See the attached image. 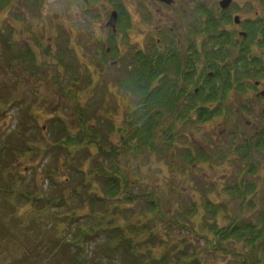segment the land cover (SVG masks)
<instances>
[{"label":"rangeland","instance_id":"374dc122","mask_svg":"<svg viewBox=\"0 0 264 264\" xmlns=\"http://www.w3.org/2000/svg\"><path fill=\"white\" fill-rule=\"evenodd\" d=\"M5 10L2 9L0 12L4 13ZM60 10V3L50 1L46 16L50 18L57 17ZM168 11L170 16L162 17V19H170L168 28L178 26L179 35L177 36V41L184 45L187 40L184 32L189 27L185 25V22L181 21L179 17L181 14L178 11V21L173 26L172 24L175 23L177 16L170 10ZM14 12L12 10V13ZM9 18L11 19V15L7 13V18L4 17L1 22L0 38L2 41H12V39L8 38L10 35L9 24H11L13 26L12 30L16 34V40L24 45L39 41L43 42V46L47 48L49 46L58 47L61 43L63 31L59 32L58 28L54 30V27L46 28L47 22H42L41 19L37 20V17H34L36 19L33 21H31V18L29 21L18 19L20 27L17 23L11 22ZM5 20H8V23ZM61 22L63 23L62 20ZM25 23L31 24V27H33V29L31 28L32 31H28V27L24 28L25 26L23 25ZM65 24L67 29L71 26L66 20ZM153 24L155 27L151 29L148 27L133 28V32L138 36L137 42L139 45L148 46L149 32L153 30L156 33L159 30L158 27L160 25H158L159 23L156 20H154ZM143 35L145 36L142 39ZM133 38L136 37L133 36ZM29 50L32 54L17 53V51H10L3 42H0V146L24 150L21 153L18 151L16 158L11 157L5 150L0 152V264H76L73 260L75 253L72 250L71 254L67 252L69 250L68 246L63 248V250L60 249L58 243L52 239L53 235L48 230V227L50 225L57 228L60 227L58 230H62L63 235L57 238L61 240L65 236L74 238L78 225L84 223L85 220L93 222V219L91 216L84 218L77 216L76 219H73V214H70L71 211L76 210L86 213L85 207L91 210L92 208L102 209L107 204L103 200L93 199L94 196L91 194L93 191L92 181L86 180L88 178L87 173L93 172L91 170L90 157L95 153V148L89 145L91 144L90 141L85 147H76L77 154H83L87 159L85 167L90 162V168L87 171H84L79 164L73 161L68 160L70 163L68 164V161L64 160L67 158L68 147L65 148L60 143L58 146L54 145L51 147L45 158L31 151H26L24 145H20L19 136H24L23 133L18 131V128L21 126L24 110L36 101L35 96L28 97L27 94L30 95L33 92L36 95L39 93L38 97H40L42 92H45L46 97L47 92L55 91L57 94L60 93L59 95H64V99L59 98L58 95L55 98H43L37 105L28 109L30 115L35 113L37 116L35 119L30 118V128L26 133L25 139L29 141L34 137L45 136L53 144L54 137L51 131L55 132V130L50 126L51 121L55 123L58 120L68 122L70 119L75 118L73 123L77 125L81 117L85 119L86 124L89 128H93L97 135L101 136L102 132L110 140L118 143L120 138L117 134L116 136L110 134L112 133L110 121L114 120L116 126L122 127L124 119L132 109L130 107L135 104V96L138 95L133 93L131 89L125 90L118 85L120 81L129 75L128 71L130 69H115L114 67L101 69L99 74L95 73V78H99L98 83L93 84L94 86L89 84L90 79L87 77V71H85V74H81L80 71L84 69L86 61H81L78 57H96V51L88 53L78 49L77 57H75L76 54L70 53L71 51H59V56L63 58L66 67L63 72L61 69L64 64L58 57L51 54H48V56L44 53V50L39 53L34 47H29ZM172 53L174 56L178 54L176 51ZM26 61L33 62L32 65L38 67L40 71L46 66H41L38 62L41 61L42 64L48 62L47 69L49 72H45L41 76L48 77L49 86L45 87L42 82H40V87L30 86L31 78L28 76L29 72L27 73L22 68L29 66L25 64ZM199 61V59H196L190 70ZM199 66H201V63H199ZM78 67L77 74H81L84 79L76 85L73 79L77 75L75 70ZM204 67V80L203 82H198V84L203 86L205 92L204 87H208L206 76L210 72L224 74L226 67L218 69ZM13 69L15 70L13 71ZM185 73L187 71H183L181 76L183 77ZM170 75H172L170 72H163L157 76V79L163 82L165 77ZM16 77L20 79L15 81L14 78ZM41 80L38 73L34 81L39 82ZM27 85L30 87L27 88ZM62 86H66L67 91ZM79 87H84L88 90L78 93ZM109 87L113 89L114 93H111L113 96L109 95ZM68 89L71 91L70 97H68ZM89 90L92 92L91 96L87 94ZM94 93L101 94V99L103 100L97 99V95L94 97ZM2 95L7 97V100L1 101ZM26 97L28 98L25 103L24 99ZM136 99L138 100V98ZM11 100L20 102L14 105ZM74 100L79 101V105L86 111V115L80 110L75 117H73L74 114L67 112L66 108H69ZM118 100H122L127 104V108L124 109L118 106L116 104ZM236 104H240V101H237ZM243 104H247L248 108L251 109L248 101L243 100ZM43 105L45 109H41ZM235 105H231V110L229 109V114H227L229 116L228 119L224 121L226 116L223 117L222 113L220 117L209 123H201L199 118L195 117L193 111L187 118L179 116L182 113V108L176 112L166 113L162 124L164 129L161 134L163 136L162 141L167 136V131H169L173 135L170 136L168 143L173 142L175 146L169 148V144H162L159 137V151L146 153L142 150V148H146L145 145L141 147L133 145V149L120 155L118 163L123 170L119 169L118 175L123 184L127 185L130 183L129 195L127 191H123L114 195L113 200H108L121 208V211L118 212L122 214L126 221L131 219L132 222L137 223L140 227L153 226V221L158 222L156 216L154 219L147 217L148 207L142 191H155L159 197H163V189L168 193L173 191L174 195L175 192H179V197L175 199L179 202L181 208H187L188 206L190 210L194 201L200 206L206 205L207 202L217 206L222 205L226 209L225 213L220 212L221 215L218 216L213 215L209 210L203 211L204 225L198 223L196 233L185 235L187 239L195 242V246L201 249L204 264H241L240 256L244 257V255H237V253L244 252V246L239 244H237L238 246L236 244L233 246L225 244L223 252L226 254L215 253L205 247L204 240L201 237L211 239V234L208 230L210 223L217 222L218 225H224L230 219L254 220L256 222L257 217L264 214V149L259 150L255 147L256 140L249 138L254 130L246 126V121H249L254 127H264V117L257 115L254 110L252 112L247 111L243 115L241 113L237 114ZM208 112L209 110L205 111L203 119H206ZM50 114L52 117L48 120L51 116ZM78 123L83 124V121ZM225 125L227 127L224 128ZM43 127L44 129L46 128V131H43ZM169 127L171 128L168 129ZM191 127L195 141L194 145L189 144L187 140ZM238 127H241V129L232 131ZM205 130L208 132L216 131L211 133L214 137L217 134L229 135L232 131V133L236 134L235 138L239 144L231 145L224 140L216 144V139L214 141L206 137ZM244 137L246 138L244 139ZM190 145L194 148L192 153L195 156L198 153H202L205 159L195 161L194 165L187 164L185 156L188 151H186L185 147H190ZM112 162L113 160L107 158L103 161L107 165L112 164ZM200 163H203V165L201 166ZM198 164L200 165L196 167ZM28 168L30 169L28 170ZM83 175L84 179L82 178ZM173 177L179 178L178 184L173 183L171 185ZM91 178L94 182L98 180L95 175ZM126 179H128V182H125ZM134 181L137 183L134 184ZM235 187L237 188L236 192ZM95 188L101 190L102 186L95 184ZM190 192H192V198L187 196ZM129 196L137 198V202L132 203L133 205L126 209ZM57 198H64L66 203L70 205L68 209L71 211L62 213L61 211L64 208L52 207V200ZM172 202L174 201L170 200L169 205ZM162 210L167 212L165 207ZM44 211H50L49 215L45 214ZM168 212L170 213V211ZM66 215L71 216L67 220L68 225L65 222ZM72 222L77 224L72 225ZM134 226V224H129V227H132L131 230L136 229ZM155 229H163L167 239L173 238L174 230H168L165 221L160 220ZM136 230L133 232H136ZM92 238L96 241L92 240L84 243L88 253L81 257L82 264H121L118 255L113 263L108 258L99 259L97 257V263H93L91 255L98 256L96 251L99 250V236L96 235ZM77 253L79 254V250ZM262 256L261 253L257 254V258L261 260L259 264H263Z\"/></svg>","mask_w":264,"mask_h":264},{"label":"trees","instance_id":"16d2710c","mask_svg":"<svg viewBox=\"0 0 264 264\" xmlns=\"http://www.w3.org/2000/svg\"><path fill=\"white\" fill-rule=\"evenodd\" d=\"M262 36H264V32H262ZM161 58H164V56ZM154 62L155 61L152 60L149 55H146L145 64L139 65L136 69L132 68L129 72L127 78L129 87L130 89L134 88L139 93L142 100L139 101L138 105L129 113L131 115L129 116L128 130L116 126L114 120L110 121L114 128L113 134L116 136L117 133H120V143L114 145V142L110 141L111 144L109 147L99 144L95 153L90 157L91 170L93 172H86L88 175L86 180L92 181L93 191L91 194L94 196L93 199L99 201L103 200V202L107 203L105 207L102 209L92 208V210L85 207V213L82 211L69 210L68 208L70 205L66 203L64 198H59L57 205L51 204V206L55 208H64L61 211L62 213L64 211H71L70 214H73V219H76L77 216L81 218L91 216L93 219V222L85 220L84 223L78 225L74 238L65 236L63 240L57 238L63 235L62 230H58L60 227L57 228L51 225L48 227V230L53 235L52 239L58 243L60 249L63 250V248L68 246L69 250L67 252L71 254L72 250L75 253L73 260L76 264H82L81 257L88 253L84 243L92 240L96 241L92 238L96 235L99 236V250L96 251L98 256L91 255L93 263H97L96 257L99 259L108 258L113 263L118 255L121 264H204L201 249L195 246V242L187 239L185 235L196 233L198 223L204 225L203 211L209 210L213 215L218 216L226 212V209L222 205L217 206L211 202H207L206 205L200 206L194 201V203L192 202L194 210L192 207L190 210L188 206L187 208H181L179 202L175 199L179 197V192H175L174 195L173 191L168 193L163 189V197H159L155 191H142L148 207L147 217L154 219L156 216L158 222L160 220L165 221L168 230H174L173 238L167 239V235H165L164 232L165 230L155 229L158 222L156 223V221H153V226L140 227L137 223L132 222L131 219L126 221L122 214L119 213L121 208L117 204L108 201L115 197L114 195L123 191L126 192V189L127 192L129 190L128 184L122 183L120 185L118 183V181L120 182L118 169L120 168L123 170V168L118 163L120 155L118 156L116 152L119 150L122 152L131 150L133 149V145L138 147L145 145L146 149H144V151L146 153H149V151L154 152L156 150L155 143L157 141V143H159V137L162 144L165 145L168 143L170 136L173 135L171 132L167 131V136L163 138L162 141L163 136H161V134L164 130L162 124L165 114L176 112L178 109L182 108V113L179 116L187 118L190 109L198 106L199 103L203 104L207 97L206 87H204V92L203 86L198 84V82H203L204 80L205 68H191L192 71L186 69L185 71H187V73L182 77L177 73L178 70L183 71V69L178 66L177 70L171 58H168L164 62H160L159 67L156 66ZM163 72H170L172 75L166 76L160 85H155L157 76ZM230 76V68L226 67L224 74L216 72L212 77H208L207 75L206 84L208 87L220 85L223 87V92H227L230 82L225 81L222 83L221 78L227 79ZM242 76H244L243 70ZM199 86L202 87V90ZM108 90H110L109 95H111L113 89L109 87ZM208 92L211 91L209 90ZM216 93L211 92V97L209 98L213 99ZM88 95L91 96L92 92ZM139 105L141 106V110L137 109ZM72 107L76 111V114H74V110L70 113L74 114L73 117L77 116L79 110H83L78 100H74ZM205 111L204 108L199 107L196 116L198 118H204ZM62 121L63 120H58L57 122L59 125L58 128L61 130L58 144H63L65 148L68 147L66 156L69 161L79 164L84 171H87V169L90 168V162L85 167L87 159L83 154H77L76 150V147H85V145H87L86 137L80 127H78V131L66 125L71 119L68 122ZM80 121L86 123L82 117L78 122ZM70 123L72 122L68 124ZM170 128L171 127L168 129ZM77 132L78 134L76 135ZM77 137H81V140L77 141ZM168 144L169 148L175 146L173 142ZM89 145L95 147L93 143ZM255 147L259 150H263L264 138L261 140L258 138ZM50 148V142L36 146V150L40 152L50 150ZM185 148H187L186 151H188L185 156L188 164L191 163V165H194L196 160H203L200 155L193 157V153H190V149H188V147ZM105 158L113 160L112 164H104L103 161ZM200 164L201 166L203 165V163ZM200 164L196 165V167ZM94 175L98 178L96 182L91 178ZM83 177L84 175L82 178ZM171 181V185L173 183L178 184L179 178L173 177ZM98 182L104 186L101 190L95 188V184H98ZM115 183H117L118 186L113 191L112 188L115 186ZM133 183L136 184L137 182L134 181ZM236 190L237 188L235 187V192ZM191 193L192 192L187 194L190 198L193 197ZM131 198H133V196H129L126 209L137 202V198ZM170 200L174 201L171 205H169ZM164 207L167 209V212L162 210ZM168 211H170V213ZM44 212L49 215L50 211ZM69 217L71 216L66 215L65 222L67 225ZM215 221L217 220L215 219ZM73 224L77 223L72 222V225ZM129 224L135 225L134 227H136L137 230H134H136V232L131 230L132 227H129ZM208 230L211 234V239L201 237L204 240L205 247L213 250L215 253L226 254L223 252L225 244L229 246L239 244L244 246V252L237 253V255H244V257L240 256L241 264H259L261 260L257 258L258 253L263 255L262 261L264 264V214L261 216L259 215L256 222H254V220L241 221V219H230L227 220L224 225H218L217 222L210 223ZM78 250L79 254L77 253Z\"/></svg>","mask_w":264,"mask_h":264},{"label":"flooded vegetation","instance_id":"af4514ba","mask_svg":"<svg viewBox=\"0 0 264 264\" xmlns=\"http://www.w3.org/2000/svg\"><path fill=\"white\" fill-rule=\"evenodd\" d=\"M3 1L6 3L2 9L6 10L4 13L0 12V24L4 17L7 18V13L11 15L10 21L17 23L18 26V19L29 21L31 18L33 21L36 19L34 17H37V20L47 22L46 28L54 27V30L58 28L59 32L63 31L69 37V42L73 43L69 47L75 51H79L78 49L88 53L104 51L108 58H111L101 61L105 66L123 65V62L127 63L126 65H134L133 62L138 61L136 54H145L152 42L151 48L159 55H171L176 51L178 54L174 58L177 60L176 63L182 66L193 64L199 59L194 68L228 67L231 76L227 79L221 78L222 83L230 82L227 92H223V87L215 84L206 88L207 97L211 96V92L217 93L215 102L205 103V110H209L206 119L200 117L199 121L209 123L222 113L223 117L226 116L225 121L229 117L227 114L231 105L234 106L237 101H240V104L235 105L237 114L243 115L254 110L257 115L264 117V36L261 34V26L264 24V0H0ZM50 1L61 4L57 17L46 16ZM12 10L15 12L12 13ZM168 10L177 16L173 26L177 24L179 13L181 21L189 27L184 32L187 37L184 45L177 41L178 26L168 28L170 19H162L170 16ZM65 20L71 25L68 29ZM154 20L159 23V30L156 33L153 30L149 32L148 46L139 45L138 36L133 32V28L151 29L155 27ZM5 21L8 23V20ZM26 23L23 25L24 28L28 27V31H32L31 24ZM9 27L13 28L11 24ZM122 31L123 33H120ZM40 44L41 42L37 41L24 45L16 40L15 34L11 46L15 50H25L27 47H38ZM181 47L183 48L180 49ZM94 65L95 62L92 60L86 63V67ZM214 74L210 72L208 77ZM209 90L211 92H208ZM243 100L250 103L251 109L247 104H243ZM192 111L198 118L197 111L191 108L190 113ZM237 123L240 124L238 121ZM246 126L254 130L249 138L256 141L258 138L259 140L264 138L263 126L254 127L249 121H246ZM239 129L241 127L232 131ZM232 131L229 135L217 134L214 137L211 133L216 131L205 130V135L208 139L214 141L216 139V144L221 140L231 145L239 144L235 138L236 134ZM189 133L187 136L189 144L194 145L192 127ZM189 149L190 153L194 152L191 145Z\"/></svg>","mask_w":264,"mask_h":264}]
</instances>
